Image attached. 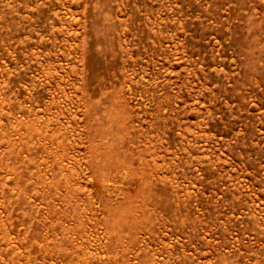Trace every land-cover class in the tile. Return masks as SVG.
I'll list each match as a JSON object with an SVG mask.
<instances>
[{"label":"rangeland","instance_id":"rangeland-1","mask_svg":"<svg viewBox=\"0 0 264 264\" xmlns=\"http://www.w3.org/2000/svg\"><path fill=\"white\" fill-rule=\"evenodd\" d=\"M0 264H264V0H0Z\"/></svg>","mask_w":264,"mask_h":264}]
</instances>
